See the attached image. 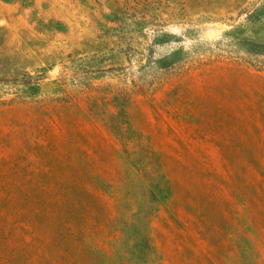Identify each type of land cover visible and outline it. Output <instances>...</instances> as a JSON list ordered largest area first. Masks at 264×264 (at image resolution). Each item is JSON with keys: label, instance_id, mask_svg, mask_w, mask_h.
Returning a JSON list of instances; mask_svg holds the SVG:
<instances>
[{"label": "rangeland", "instance_id": "1", "mask_svg": "<svg viewBox=\"0 0 264 264\" xmlns=\"http://www.w3.org/2000/svg\"><path fill=\"white\" fill-rule=\"evenodd\" d=\"M249 40L264 0H0V264H264Z\"/></svg>", "mask_w": 264, "mask_h": 264}, {"label": "trees", "instance_id": "2", "mask_svg": "<svg viewBox=\"0 0 264 264\" xmlns=\"http://www.w3.org/2000/svg\"><path fill=\"white\" fill-rule=\"evenodd\" d=\"M230 37H233L232 34H228ZM231 41H234V38H230ZM240 54L243 57L252 58L254 60H258L260 63L264 62V42H254L247 41L242 49L240 50Z\"/></svg>", "mask_w": 264, "mask_h": 264}]
</instances>
